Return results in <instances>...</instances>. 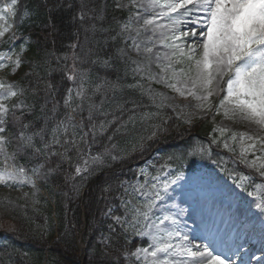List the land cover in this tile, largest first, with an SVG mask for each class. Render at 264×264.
Masks as SVG:
<instances>
[{
    "label": "rangeland",
    "instance_id": "374dc122",
    "mask_svg": "<svg viewBox=\"0 0 264 264\" xmlns=\"http://www.w3.org/2000/svg\"><path fill=\"white\" fill-rule=\"evenodd\" d=\"M113 1L130 14L117 28L121 41L118 56L124 77L130 79L124 89L138 90L152 107L171 111L184 125L210 119L219 131L231 133L226 141L231 158L262 183L251 188L248 183L255 178L243 175L229 179L215 164L199 163L178 172L169 166L148 163L139 168L137 178L125 183L120 215L115 216L114 210L107 215V229L100 241L105 243L114 227L121 230L129 244L146 241L147 245L139 247L128 264H264V33L250 24L236 22L241 27L232 28L237 49L230 56L226 49L205 43L210 31L196 33L190 28V19L208 13V3L212 1L201 10L183 0ZM28 3L29 0H0V186L5 189L2 198L8 206L45 215L44 201L54 205L66 199L68 192H53L54 170L49 164H42L31 175L15 168V155L2 135L11 110L22 113L41 99V91L49 92L43 78L48 57L29 52L27 47L34 45V39L31 35L22 39L19 32L29 20ZM106 8L104 2L103 12ZM201 20L204 22L206 17ZM23 69L25 76L33 75L32 88L28 80L26 85L19 77ZM87 74L78 75L67 102L70 116L54 128L49 140L45 133L39 137L21 134V143L27 147L45 144L48 149L44 150L58 152L67 163L72 161L74 150L91 133L89 129H94L81 118L87 115L90 120L110 91L104 88L102 96L101 81L90 80ZM47 93L43 95L46 110L51 102ZM101 123L95 131L101 129ZM91 161L90 157L76 158L73 165L79 173ZM202 199H206L202 219L189 217L193 208L189 204L194 200L201 204ZM215 201L225 208L209 210ZM228 206L248 215L247 227L236 242L229 237L209 248L202 241H191L195 231L207 238L210 234L204 231L208 226L225 227L231 225V219L237 220V216L228 214ZM198 222L202 227H194ZM257 226L262 228L257 230ZM247 235L251 236V247L242 242ZM77 244L79 255L84 254V243L78 239ZM126 249L125 256L130 258Z\"/></svg>",
    "mask_w": 264,
    "mask_h": 264
},
{
    "label": "trees",
    "instance_id": "16d2710c",
    "mask_svg": "<svg viewBox=\"0 0 264 264\" xmlns=\"http://www.w3.org/2000/svg\"><path fill=\"white\" fill-rule=\"evenodd\" d=\"M103 1H29L30 17L20 31L34 39L29 52L48 57L43 78L51 103L49 111L40 102L23 113H9L3 125L5 137L20 169L31 171L43 162L52 164L53 183L64 194L68 192V197L56 203V222L50 203L45 204V215L23 211L8 206L0 189V225L4 224L0 229V264H126L124 237L112 233L106 247L99 243V237L105 216L119 207L124 182L135 179L136 165L152 161L157 151L163 159L159 164L179 170L203 162L221 165L229 178L244 174V168L230 159L225 145L231 133L219 132L208 119L187 127L170 111L152 108L137 90L124 89L130 79L124 77L118 56L121 41L117 23L127 20L128 13L112 0L106 1L107 10L102 13ZM98 27L103 30L97 31ZM83 72L90 80L101 81L102 96L104 88L110 91L90 120L87 115L81 118L94 129H89L91 133L74 150L72 161L67 163L58 152L49 157L24 147L21 134L41 133L46 128L49 140L54 128L69 118L68 98ZM24 74L25 70L19 76L33 87V75ZM101 121V129L95 131ZM86 157L97 161L78 173L74 160ZM80 234L85 245L81 256L77 244ZM135 243L129 246L131 252Z\"/></svg>",
    "mask_w": 264,
    "mask_h": 264
},
{
    "label": "bare ground",
    "instance_id": "6f19581e",
    "mask_svg": "<svg viewBox=\"0 0 264 264\" xmlns=\"http://www.w3.org/2000/svg\"><path fill=\"white\" fill-rule=\"evenodd\" d=\"M185 3H188L191 5V8H194L197 6L199 10L204 9L202 6L208 1H212V3H208V5L211 8H207L209 11L206 14H198L196 17L191 18L190 20V28L191 30L196 31H210L211 35L207 39L205 43L212 46V48H218V49H226L227 52L230 53V56H232L236 52V39L233 35L232 28H240L241 25H236V22L241 21L242 24H250L252 28H257L264 33V0H183ZM220 6V9H217V6ZM162 16V15H161ZM160 16V17H161ZM201 17H206V20L203 22L201 20ZM252 19H254L252 21ZM252 21V22H251ZM227 56V55H226ZM208 200V199H207ZM204 201L206 199L201 200V204L199 200H194L193 203L189 204L190 207L192 206V212H188V216L193 218V216H197L198 218L202 219L203 213L206 210V207L204 206ZM198 204V207L196 208V205ZM219 203L215 201V204L213 203V206L209 207V210H214L218 207L220 209H224L225 206H219ZM205 205L206 202H205ZM233 207V206H232ZM231 206H228L226 210H228L229 215H235L238 217L237 220L231 219V225L223 227L222 225H210L207 227V229L204 231L205 234H210V237H204L196 233V231L193 228V231H195L194 235L190 238L192 240H198L199 242H204L202 245H207V247L212 248L213 245L222 243L226 241L229 237L232 238V243L236 242L237 239L241 237L242 231L247 227V213L240 214L238 213L237 209L232 208ZM255 213L251 214V217H254ZM193 221H195L193 219ZM240 223V224H239ZM200 225L202 227V223H199L194 225L196 227L197 225ZM261 227V226H259ZM244 245L245 247H251L253 245V242L251 241V236L247 235V237L244 239ZM185 243V241L183 242ZM216 248V247H215ZM256 249V248H255ZM224 257V256H223ZM226 257V256H225Z\"/></svg>",
    "mask_w": 264,
    "mask_h": 264
}]
</instances>
